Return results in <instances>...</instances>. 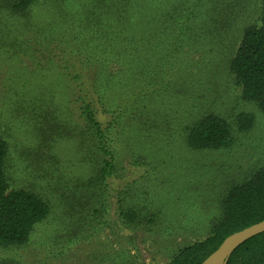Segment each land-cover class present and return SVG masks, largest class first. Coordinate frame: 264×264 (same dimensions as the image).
Wrapping results in <instances>:
<instances>
[{"label": "rangeland", "instance_id": "obj_1", "mask_svg": "<svg viewBox=\"0 0 264 264\" xmlns=\"http://www.w3.org/2000/svg\"><path fill=\"white\" fill-rule=\"evenodd\" d=\"M238 1V18L229 21L223 29V49L214 55L216 67L212 69L216 77H207L209 81L200 75L192 81L194 92H172L164 103L156 104L155 108L163 114L161 138L157 136L151 141L137 128H131V145L120 144L118 178L111 184L108 181L105 198L108 212L99 221L93 220L87 225L76 218L70 221L65 217V210L79 212V206L73 200L65 204L62 192H56L53 197L46 195V191L43 196L52 206L49 218L36 226L24 247L0 248L1 260L11 259L21 264H163L170 261L179 249L209 237L212 222L219 217L227 193L264 167V114L243 98L242 89L230 71V62L244 30L260 24L263 0H38L32 7L30 19L34 24L30 28H25L24 19H8L0 0V16L5 24L24 32L29 47L36 52V62H49L52 70L44 73L48 81L54 88L56 81L67 84L71 91L72 84L56 70L57 65L70 61L89 64L108 61L113 67L117 63L136 62L141 57L148 61L149 54L151 60L157 61L168 53L169 46L188 48L187 37L180 35L183 30L191 32L188 26L199 28L207 21L206 30L215 33L221 11L231 13V6L236 8ZM43 36L49 40L45 44L36 39ZM131 38L136 40L132 42ZM208 42V47L213 46L215 40ZM200 43L197 41L192 47L189 58L180 60L201 62L200 51L206 45ZM111 46L114 54L109 49ZM5 63L11 69L16 66L12 61ZM2 75L0 72V79ZM67 96L61 100L66 105L64 111L70 124L82 128L83 119ZM2 98L3 88H0V103ZM207 112H215L231 125L234 143L228 149L194 151L187 146L185 127ZM242 115L253 118L252 128H242L238 119ZM75 131L69 130L70 134H76ZM6 136L12 184L20 188L29 184L27 163L39 141L28 135L26 128L17 137L16 132ZM57 147L58 159L72 165L69 172L76 177L81 175L80 139L69 136ZM82 175L89 177L84 172ZM118 189L130 193L128 204L157 214L158 225L151 231L146 226L137 230L125 228L117 219ZM77 231L78 237L74 235ZM221 262L219 259L208 264Z\"/></svg>", "mask_w": 264, "mask_h": 264}, {"label": "trees", "instance_id": "obj_2", "mask_svg": "<svg viewBox=\"0 0 264 264\" xmlns=\"http://www.w3.org/2000/svg\"><path fill=\"white\" fill-rule=\"evenodd\" d=\"M37 1L2 0L1 8L8 19H24L25 28H30L34 24L30 19L32 7ZM239 7L238 1L236 8L231 6V13L229 10L221 11L222 18L216 21L219 28L214 30L215 33L206 30L207 21L197 26L199 28L188 26L191 32L183 30L180 34L187 37L188 48L169 46L168 53L157 61L151 60L152 55L149 54L148 61L141 57L136 62L117 63L113 67L108 61L92 64L70 61L57 65L56 70L72 84V91L69 85L60 81H56L54 88L44 75L52 70L49 62H36V52L29 47L24 32L9 28L0 16V72H3L0 79V88H3L0 103V248L24 247L29 243L36 226L46 221L52 212L50 200L43 196L46 191V195L53 197H56V192H62L65 204L73 200L79 206V212L65 210V217L70 221L76 218L87 225L90 221H99L100 216L108 212L105 198L108 181L111 184L118 178L120 144L131 145V128H137L145 139L156 140L163 126V114L155 108L156 104L163 102L172 92H194L192 81L200 75L209 81L216 77L217 73L212 69L216 67L214 55L222 48L223 29L229 21L238 18ZM36 39L42 44L49 41L44 36ZM132 39V42L136 40ZM212 40H215L214 45L208 47V41ZM197 41L206 45L200 51L202 61L183 63L180 59L190 57ZM109 49L115 53L112 46ZM118 56L122 54L118 53ZM9 61L16 64L15 68L6 65L5 62ZM230 71L242 89L243 98L264 114V0L260 24L244 30L230 62ZM177 87L180 88L175 89ZM66 94L83 119L82 128L76 126V129L70 124L64 111L66 105L61 100ZM238 119L243 129L252 128L251 116L242 115ZM25 128L28 135L31 134L35 140L38 138L39 144L32 148L34 153L30 154L27 163L29 184L16 188L8 168L10 147L6 135L16 132L17 137ZM70 129L78 134H70ZM185 131L187 146L194 151L228 149L234 143L231 125L215 112H207L192 120ZM69 136L80 139L83 156L79 159V169L89 177L82 174L76 177L69 172L72 165L58 159L57 146ZM134 164L138 165L137 162ZM116 192L117 219L125 228L137 230L146 226L151 231L156 227L159 221L157 214L128 204L130 193L127 190L118 189ZM262 221L264 167L246 183L227 193L219 217L212 222L209 237L179 249L170 261L163 264H205L228 237ZM74 235L78 237L79 232ZM0 264L21 263L0 259ZM227 264H264V233L237 248Z\"/></svg>", "mask_w": 264, "mask_h": 264}, {"label": "water", "instance_id": "obj_3", "mask_svg": "<svg viewBox=\"0 0 264 264\" xmlns=\"http://www.w3.org/2000/svg\"><path fill=\"white\" fill-rule=\"evenodd\" d=\"M264 233V221L252 225L242 231L234 233L228 237L222 245L211 255L210 259L205 263L222 259L221 264H227L230 255L248 240Z\"/></svg>", "mask_w": 264, "mask_h": 264}]
</instances>
